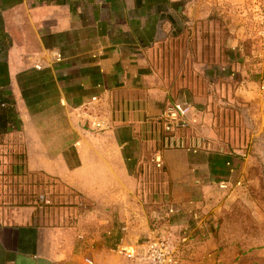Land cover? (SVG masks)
Segmentation results:
<instances>
[{"label":"crops","instance_id":"obj_1","mask_svg":"<svg viewBox=\"0 0 264 264\" xmlns=\"http://www.w3.org/2000/svg\"><path fill=\"white\" fill-rule=\"evenodd\" d=\"M188 3L0 0V264H82L80 236L97 259L148 237L163 204L201 209L234 179L241 150L218 144L210 121L206 150L167 148L157 122L171 99L153 49L213 13ZM205 233L183 264L211 260Z\"/></svg>","mask_w":264,"mask_h":264},{"label":"rangeland","instance_id":"obj_2","mask_svg":"<svg viewBox=\"0 0 264 264\" xmlns=\"http://www.w3.org/2000/svg\"><path fill=\"white\" fill-rule=\"evenodd\" d=\"M198 1L212 9L211 16L191 20L193 30L188 21L182 33L170 34L152 53L170 101L193 108L194 143L208 145L203 125L210 121L218 144L241 150L234 179L210 189L198 208L204 223L195 244L211 228L215 245L207 264H264V95L257 87L264 79V31L257 19L264 0ZM94 262L131 264L111 251Z\"/></svg>","mask_w":264,"mask_h":264},{"label":"built area","instance_id":"obj_3","mask_svg":"<svg viewBox=\"0 0 264 264\" xmlns=\"http://www.w3.org/2000/svg\"><path fill=\"white\" fill-rule=\"evenodd\" d=\"M264 5L258 8L257 19L259 25L264 31ZM57 58L60 54L57 53ZM258 90L264 95V79L258 82ZM94 100L95 97H92ZM193 114V108L184 101H174L168 103L162 110L157 122L160 125L161 132L166 139L167 148H194L208 149L206 142L186 144L181 137L189 127V120ZM94 128L98 130L104 129L100 122H92ZM153 162L156 168L162 167V157L160 153L153 156ZM219 188L227 187L225 182L218 184ZM204 219L198 208H185L172 203L163 204L158 213L153 216V228L149 236L140 239L134 244L121 242L119 240L110 248L111 252L123 257L131 264H183L186 255L191 252L192 244L201 240V234L198 232L192 234L190 232V224H194V228L201 227ZM120 232L124 234L127 230L126 224L120 226ZM111 232V231H109ZM85 244L82 248V264H95L91 254V245L94 242L92 236H80Z\"/></svg>","mask_w":264,"mask_h":264}]
</instances>
